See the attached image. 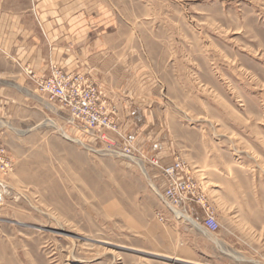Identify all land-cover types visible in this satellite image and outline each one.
Wrapping results in <instances>:
<instances>
[{
    "label": "rangeland",
    "instance_id": "obj_1",
    "mask_svg": "<svg viewBox=\"0 0 264 264\" xmlns=\"http://www.w3.org/2000/svg\"><path fill=\"white\" fill-rule=\"evenodd\" d=\"M79 2L108 26L109 62L146 83L136 134L159 146L132 142L125 100L89 73L72 72L102 91L115 147L35 89L20 125L0 124V264H264V0ZM177 158L190 191L173 211L157 189Z\"/></svg>",
    "mask_w": 264,
    "mask_h": 264
},
{
    "label": "crops",
    "instance_id": "obj_2",
    "mask_svg": "<svg viewBox=\"0 0 264 264\" xmlns=\"http://www.w3.org/2000/svg\"><path fill=\"white\" fill-rule=\"evenodd\" d=\"M81 4L79 0H0V124L20 125V112L32 108L33 98L39 97L24 69L45 76L56 67L66 73H89L111 87L118 99L125 100L121 112L134 116L123 130L132 142H140L136 133L148 129L141 124L146 83L134 70L127 74L126 64L124 70L109 62L108 26L100 27L101 22L96 27L100 21L79 10ZM4 127L0 125V130ZM140 140L137 145L150 152L159 146L154 139ZM157 157L162 163L169 161Z\"/></svg>",
    "mask_w": 264,
    "mask_h": 264
},
{
    "label": "built area",
    "instance_id": "obj_3",
    "mask_svg": "<svg viewBox=\"0 0 264 264\" xmlns=\"http://www.w3.org/2000/svg\"><path fill=\"white\" fill-rule=\"evenodd\" d=\"M23 72L38 92L46 93L50 99L58 101L65 107L69 114L68 122H71L73 127L81 133L88 135L90 142L97 140L102 144L115 147V144L110 141V132H117V126L112 117L113 111L106 108V100L99 87L92 83L88 84L87 81H84L83 85V80L78 74L66 73L56 67H52L47 76H40L30 68H25ZM3 150V145L0 143V171H5L10 162ZM120 151L124 156L134 158L129 150ZM115 153L120 156L119 151ZM152 163L158 166V161ZM185 171L184 162L179 158L170 165L160 166V172L168 179V183L161 191L159 189L157 191L164 199H167V204L172 205L173 211L176 209L179 197L190 191L189 184L186 187L180 185L177 180L178 174ZM186 199L185 196V201ZM202 227L213 232L218 227L217 220L213 215H208L203 219Z\"/></svg>",
    "mask_w": 264,
    "mask_h": 264
},
{
    "label": "bare ground",
    "instance_id": "obj_4",
    "mask_svg": "<svg viewBox=\"0 0 264 264\" xmlns=\"http://www.w3.org/2000/svg\"><path fill=\"white\" fill-rule=\"evenodd\" d=\"M192 225H194V226H197V224H196V222L195 221H193L192 219H190V218H188V217H186V216H184Z\"/></svg>",
    "mask_w": 264,
    "mask_h": 264
}]
</instances>
